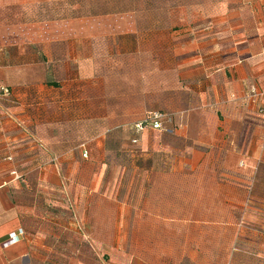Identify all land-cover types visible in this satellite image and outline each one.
<instances>
[{"label": "crops", "instance_id": "1", "mask_svg": "<svg viewBox=\"0 0 264 264\" xmlns=\"http://www.w3.org/2000/svg\"><path fill=\"white\" fill-rule=\"evenodd\" d=\"M11 27L32 31L15 38ZM121 60L133 70H119ZM0 81L10 88L2 96L17 99L2 104L9 114L0 117V264H153L135 254L127 235L129 210L138 214L127 205L134 198L115 199L121 211L109 213L107 225L99 196L92 231L84 223L89 199H81V231L73 229V182L64 174L71 167L59 159L68 152L57 142L72 139L76 92L98 93L99 117L110 101L117 118L162 109L166 124L177 126L186 143L167 171L177 172L178 202L195 207L193 215L165 218L202 219L209 182L226 189V204L264 202L251 192L253 167L264 164V0L129 8L105 0H0Z\"/></svg>", "mask_w": 264, "mask_h": 264}, {"label": "rangeland", "instance_id": "2", "mask_svg": "<svg viewBox=\"0 0 264 264\" xmlns=\"http://www.w3.org/2000/svg\"><path fill=\"white\" fill-rule=\"evenodd\" d=\"M105 2L121 3L129 8L134 4L143 6L174 4L178 0H105ZM9 14L14 18L18 13L11 11ZM171 14L177 15L176 12ZM29 31L32 29L21 30L11 27L8 34L12 36L14 33L17 38L19 33ZM118 62L119 70H133L123 66L124 63L129 66L128 63L131 61ZM132 89L129 84L123 86V90L129 95ZM4 93L10 95V91ZM110 94L113 96L114 92ZM2 95L0 92V106L4 111L1 110L0 117L2 114H9L7 107L2 104H7L8 101L17 102L16 98L8 100ZM72 98L74 101H80L74 106L70 119L71 130L68 129V136L72 139L58 141L57 144L61 151L68 152L67 155H60L59 159L71 167V170L64 174L73 182L72 208L75 231H81V220L76 215L82 210L81 199H84L83 202L89 199L87 210L89 219L84 223H87L88 229L92 231L97 222L94 216L99 196L104 197L103 207L107 215L105 220L107 225L113 222L109 219V213L121 211L115 199L134 198L137 202L127 205L134 207L138 214L134 215L133 211L129 210L131 213L127 214V235L131 237L132 244H137L138 252L135 254L142 256L143 260L147 257L153 264H174L175 261L180 264H264V202L251 199L249 205L226 204L224 202L226 198H222L220 194L226 192V189L223 186L219 188V185L213 182L210 183L212 187L203 188L200 205L202 219L182 221L165 218L177 214L193 215L195 207L190 204L191 209L188 210L187 204L179 203L176 189L165 188L174 183L162 179L163 174H172L167 168L175 166L181 151L179 148L186 143L177 136L176 125H169L171 129L167 131L147 129L140 133L135 123L146 113L142 116L118 115L117 118L115 115L117 109H114V103L109 101L112 106L104 108L105 117H99L95 102L98 99L96 91L76 92ZM11 114L15 115V118L11 116L12 121H17L16 114ZM12 132L17 134V126ZM162 147L165 149L162 150ZM86 151L88 155H84ZM253 169L256 178L251 192L264 194V164H255ZM152 193L157 200L154 204L146 202V197ZM152 210L155 215L153 220L148 217L149 211ZM166 228L170 229V234H165ZM182 229L185 230L184 236L181 233ZM177 230H180V234H177ZM109 232L107 227V233ZM76 240L74 245L77 244ZM146 244L150 250L147 253L144 251H147ZM150 244H153V249Z\"/></svg>", "mask_w": 264, "mask_h": 264}, {"label": "built area", "instance_id": "3", "mask_svg": "<svg viewBox=\"0 0 264 264\" xmlns=\"http://www.w3.org/2000/svg\"><path fill=\"white\" fill-rule=\"evenodd\" d=\"M0 90H3V92H8L10 91V89L4 85H1L0 83ZM252 96L253 95H257L258 91L256 89V87H253L251 89V93ZM262 113H264V107L261 108ZM147 121H149L152 125L153 128L155 129H164L165 128V124L167 122V114L162 111V110H152L149 111L147 114ZM144 127L143 122H139L136 124V128L138 130H141ZM85 155L87 154L86 152L84 153ZM23 234V230L20 229L17 233L14 232L12 233L10 236V239L6 242L7 245L13 244L15 242H17L19 240V236Z\"/></svg>", "mask_w": 264, "mask_h": 264}, {"label": "trees", "instance_id": "4", "mask_svg": "<svg viewBox=\"0 0 264 264\" xmlns=\"http://www.w3.org/2000/svg\"><path fill=\"white\" fill-rule=\"evenodd\" d=\"M0 83H1V85H4L1 81H0ZM6 87H8V86H6ZM9 88V87H8ZM10 89V88H9ZM0 92L1 93H4L3 92V90H0ZM147 114H148V112H146V114L143 116V118L142 119H140V120H138L136 123H135V126H136V124L137 123H139V122H143V125H144V127L141 129V130H139V131H141L140 133H142L143 131H145V130H147V129H153V130H165L166 129V131L167 130H169V129H171L170 127H169V125H166L165 124V128L164 129H155V128H153L152 127V125H151V123L149 122V121H147ZM86 155H88V151H86ZM85 155V154H84ZM169 176V177H168ZM162 179L163 180H168V181H171L172 183H174V184H170L169 186H165V188L166 189H170V188H172V187H174L173 189H176V191L178 192V189H177V184H178V182H177V180H178V175H169V174H163L162 175ZM209 183H211V182H209ZM207 189V188H206ZM153 195V193L151 194V195H149V196H152ZM260 197H264V194H258ZM148 196V197H149ZM155 197V196H154ZM156 198V197H155ZM154 198V199H155ZM132 199V198H131ZM156 202H157V200H156ZM155 201L154 202H151L150 204H154V203H156ZM166 202V201H165ZM167 203V202H166ZM183 203V202H182ZM184 204H185V202H184ZM187 209L188 210H190L191 209V207H190V204L189 205H187Z\"/></svg>", "mask_w": 264, "mask_h": 264}]
</instances>
